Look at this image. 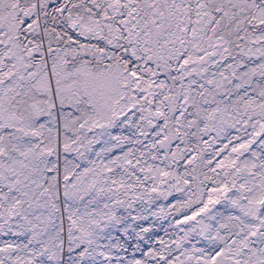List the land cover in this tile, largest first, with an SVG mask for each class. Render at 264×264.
Masks as SVG:
<instances>
[{"label":"snow or ice","instance_id":"1","mask_svg":"<svg viewBox=\"0 0 264 264\" xmlns=\"http://www.w3.org/2000/svg\"><path fill=\"white\" fill-rule=\"evenodd\" d=\"M0 264H264V0H0Z\"/></svg>","mask_w":264,"mask_h":264}]
</instances>
